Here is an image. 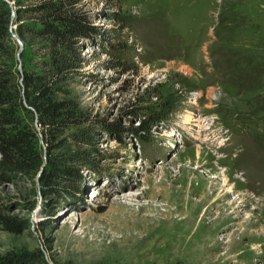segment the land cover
<instances>
[{"label": "rangeland", "instance_id": "obj_1", "mask_svg": "<svg viewBox=\"0 0 264 264\" xmlns=\"http://www.w3.org/2000/svg\"><path fill=\"white\" fill-rule=\"evenodd\" d=\"M9 2L10 33L18 35L29 17L18 19ZM75 7L89 28L70 84L81 121L44 138L37 118L25 116L43 163L0 179V258L264 264V0H77ZM40 53L39 40L25 36L22 66L35 68ZM147 107L163 118L132 135ZM68 151L81 160L75 175L46 186L48 152ZM201 181L213 182L207 205L196 190ZM4 219L25 228L8 231Z\"/></svg>", "mask_w": 264, "mask_h": 264}, {"label": "trees", "instance_id": "obj_2", "mask_svg": "<svg viewBox=\"0 0 264 264\" xmlns=\"http://www.w3.org/2000/svg\"><path fill=\"white\" fill-rule=\"evenodd\" d=\"M11 1V0H9ZM18 19V38L25 43L39 40V55H35V68L22 66V76L16 69V43L10 33L12 8L0 0V179L8 180L16 174L41 168L43 159L38 150L32 123L37 118L44 138L80 124V104L71 97L70 84L81 67L78 43L86 38L89 28L83 17L75 12L77 0H12ZM31 2L24 5V3ZM39 68V69H37ZM22 78V85L19 79ZM23 91V92H22ZM25 103L31 107L26 108ZM146 121L132 129L131 134L149 131L160 121L161 111L145 108ZM52 149V148H50ZM41 180L46 186L56 178L74 176L72 164L79 162L77 152H62L50 156ZM6 229L21 233L25 228L18 223L3 221ZM0 264H46L42 254L18 253L0 258Z\"/></svg>", "mask_w": 264, "mask_h": 264}, {"label": "bare ground", "instance_id": "obj_3", "mask_svg": "<svg viewBox=\"0 0 264 264\" xmlns=\"http://www.w3.org/2000/svg\"><path fill=\"white\" fill-rule=\"evenodd\" d=\"M197 157L198 158H196L197 160L199 159V157H200V155H199V152L197 151ZM196 159H194V160H196ZM196 160V161H197ZM188 161L190 162V164L189 165H192V161L190 160V159H188ZM192 182L190 183V185L189 186H192ZM212 185H213V182L211 183V184H208L207 182H204V181H201L200 182V184L197 186L198 188L196 189L197 191H200V192H202V198H201V204H203V205H207V201L213 196V194H214V192L215 191H213V189H212ZM214 186H215V184H214ZM217 186V185H216ZM186 189V188H185ZM191 189V188H190ZM189 189V190H190ZM182 191V190H181ZM223 197V196H222ZM222 197H219L218 196V200H220V199H222ZM129 198V197H128ZM217 198V197H216ZM207 207V206H206ZM207 211H208V208L206 209V210H204V215L207 213ZM208 215V214H207ZM234 213H232V214H230L229 216L232 218V217H234ZM206 221V220H205ZM203 222V221H202ZM204 224V223H203ZM210 224V223H209ZM200 229H202V228H200ZM212 236V235H211ZM210 236V237H211ZM199 238V237H198ZM203 239V238H202ZM208 239V238H207ZM212 240V242L213 243H215L216 245H219V243H218V241H216V239L215 238H211ZM207 242V241H206ZM205 242V243H206ZM204 243V244H205ZM208 244V243H207ZM213 245V244H212ZM200 246H202V245H200Z\"/></svg>", "mask_w": 264, "mask_h": 264}, {"label": "water", "instance_id": "obj_4", "mask_svg": "<svg viewBox=\"0 0 264 264\" xmlns=\"http://www.w3.org/2000/svg\"><path fill=\"white\" fill-rule=\"evenodd\" d=\"M4 1H6L7 3H9L10 4V2L8 1V0H4ZM11 5V4H10ZM12 8V7H11ZM13 10V9H12ZM11 18L13 19L14 18V11L12 12V16H11ZM12 37L16 40V42H17V44H18V46H19V49H18V51H17V53H16V60L18 61V70L21 72V70H22V63H21V55H22V52H23V50H24V44H23V42L18 38V36L15 34V33H12ZM20 85L21 86H23L22 85V78H21V80H20ZM23 92V91H22ZM25 106H27L26 105V103H25ZM29 109H31L30 107H28ZM35 123H37V119L35 120Z\"/></svg>", "mask_w": 264, "mask_h": 264}]
</instances>
